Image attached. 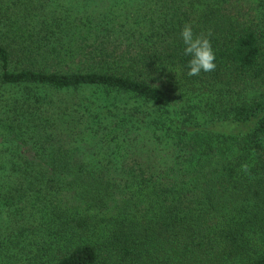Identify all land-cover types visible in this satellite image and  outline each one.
<instances>
[{"label":"trees","instance_id":"obj_1","mask_svg":"<svg viewBox=\"0 0 264 264\" xmlns=\"http://www.w3.org/2000/svg\"><path fill=\"white\" fill-rule=\"evenodd\" d=\"M40 1L0 0V264H264V0Z\"/></svg>","mask_w":264,"mask_h":264},{"label":"clouds","instance_id":"obj_2","mask_svg":"<svg viewBox=\"0 0 264 264\" xmlns=\"http://www.w3.org/2000/svg\"><path fill=\"white\" fill-rule=\"evenodd\" d=\"M180 40L183 44L182 54L187 58V76H197L201 72L208 73L216 69L217 58L208 36L197 34L191 24L185 23L180 31ZM241 169L247 172L249 165L242 164Z\"/></svg>","mask_w":264,"mask_h":264},{"label":"rangeland","instance_id":"obj_3","mask_svg":"<svg viewBox=\"0 0 264 264\" xmlns=\"http://www.w3.org/2000/svg\"><path fill=\"white\" fill-rule=\"evenodd\" d=\"M40 1V0H39ZM63 0H60L59 2L61 3ZM240 1V0H239ZM238 0H232V2L234 3V4H236L237 5V7H239V9H241V2H239ZM41 2V1H40ZM37 4H39V3H37ZM242 10V9H241ZM136 145L135 146H133L132 147V150H135L136 149ZM0 218H2V217H0ZM0 221H2L1 223H0V227L2 226V225H4V223H5V219H0Z\"/></svg>","mask_w":264,"mask_h":264}]
</instances>
